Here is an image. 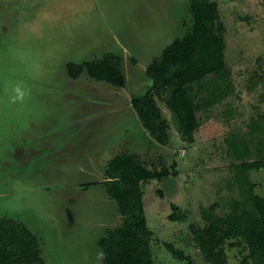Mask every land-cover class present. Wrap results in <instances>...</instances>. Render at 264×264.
<instances>
[{"label":"rangeland","instance_id":"rangeland-1","mask_svg":"<svg viewBox=\"0 0 264 264\" xmlns=\"http://www.w3.org/2000/svg\"><path fill=\"white\" fill-rule=\"evenodd\" d=\"M212 1L225 27V69L193 85L191 136L157 99L171 124L161 146L131 99L149 88L152 61L185 35L190 0H0V223L37 239L38 264H104L100 240L123 221L104 184L117 154L176 167V176L142 183L154 264H208L192 227L206 225V212L250 207L239 167L264 159V0ZM109 53L123 60V87L67 70ZM17 86L25 97L14 101ZM244 171L264 197V168ZM173 205L185 219H170ZM12 236L0 232V245L15 264H30ZM226 250L229 264L248 253L240 238Z\"/></svg>","mask_w":264,"mask_h":264},{"label":"trees","instance_id":"trees-1","mask_svg":"<svg viewBox=\"0 0 264 264\" xmlns=\"http://www.w3.org/2000/svg\"><path fill=\"white\" fill-rule=\"evenodd\" d=\"M191 24L185 35L173 41L160 57L147 67L150 86L141 95L132 97V106L145 132L158 145L170 141L171 124L157 99H161L171 112L173 123L183 136H191L198 124V108L194 107L193 85L211 75H219L225 69V27L220 18L218 4L212 0H190ZM87 71L98 81L123 87L126 83L123 60L112 53L99 60L82 64H68L70 76ZM77 74V76H78ZM211 97L207 106L216 104ZM249 153L246 149L240 157ZM247 167L264 168V159L239 167L243 175L242 189L249 186V208H240L227 217L206 212V225L192 227L197 243L208 264H229L226 246L229 241L241 239L248 253L241 264H264V197L256 194L246 175ZM175 165L149 168L138 162L136 154L121 153L111 158L106 166L104 182L110 196L118 203L122 224L109 231L100 240L104 264H154L151 249L152 234L147 226L142 183L176 176ZM245 177V179H244ZM88 187V185H85ZM172 220H183L185 215L173 205ZM14 224V225H13ZM0 232L13 235L11 240L27 253L30 264L42 262L37 239L25 228L13 222L0 223ZM19 245H18V244ZM235 247V243L229 244ZM0 264H15L11 250L0 245Z\"/></svg>","mask_w":264,"mask_h":264},{"label":"clouds","instance_id":"clouds-1","mask_svg":"<svg viewBox=\"0 0 264 264\" xmlns=\"http://www.w3.org/2000/svg\"><path fill=\"white\" fill-rule=\"evenodd\" d=\"M14 92H15V96L13 97V100H23L24 97H25V91L20 87V86H17L15 89H14Z\"/></svg>","mask_w":264,"mask_h":264}]
</instances>
